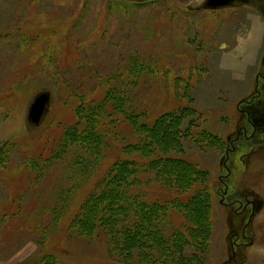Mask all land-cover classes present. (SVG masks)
Here are the masks:
<instances>
[{
  "label": "rangeland",
  "instance_id": "rangeland-1",
  "mask_svg": "<svg viewBox=\"0 0 264 264\" xmlns=\"http://www.w3.org/2000/svg\"><path fill=\"white\" fill-rule=\"evenodd\" d=\"M204 3L0 0V206L11 202L21 210L5 225L0 216V264H39L41 232L28 229L29 221L51 224L52 209L63 203L62 192L78 183L63 168L70 155L63 164L55 162L40 185L36 177L28 181V172L19 177V169L51 135L60 136L67 121H75L72 110L81 95L90 97L104 87L134 92L128 108L139 113L159 114L179 102L196 110L182 126L183 152L171 155L209 175L214 227L208 254L198 264H264V132L254 149L252 139L238 136L242 125L251 130L254 116L247 104L264 99L255 95L264 18L251 7L211 11ZM136 57L151 66L139 87L130 83L129 64ZM41 91H49L51 100L42 122L34 126L27 115ZM255 116L262 118L264 110ZM200 131L204 139L196 140L192 134ZM22 178L27 185L19 187ZM237 190L256 202L250 224L251 207L238 213L237 203L224 205ZM239 234L246 238L235 240L241 246L234 250L231 242ZM62 239L63 244L56 238L54 244L62 254L74 249L72 264H83L81 258L100 249L95 242L71 247Z\"/></svg>",
  "mask_w": 264,
  "mask_h": 264
},
{
  "label": "trees",
  "instance_id": "trees-1",
  "mask_svg": "<svg viewBox=\"0 0 264 264\" xmlns=\"http://www.w3.org/2000/svg\"><path fill=\"white\" fill-rule=\"evenodd\" d=\"M150 69L137 57L131 60L130 83L139 87ZM134 97L127 89L105 87L90 97L81 95L72 110L75 121H67L61 135H51L19 169V177L28 172V181L36 177L40 185L47 171L70 155L63 168L78 183L62 192L63 203L52 209L51 224L29 221L28 229L41 232L39 264H72L74 249L62 254L54 244L55 238L63 244L62 236L71 247L82 242L100 246L81 258L83 264H198L208 254L214 227L209 175L186 158L171 155L183 152L182 126L196 110L179 102L159 114L139 113L128 108ZM192 136L204 139L201 131ZM25 185L22 178L19 187ZM235 196V203L242 202L240 191ZM20 211L18 204H1V223ZM43 211H36L37 217Z\"/></svg>",
  "mask_w": 264,
  "mask_h": 264
},
{
  "label": "flooded vegetation",
  "instance_id": "flooded-vegetation-1",
  "mask_svg": "<svg viewBox=\"0 0 264 264\" xmlns=\"http://www.w3.org/2000/svg\"><path fill=\"white\" fill-rule=\"evenodd\" d=\"M243 7L244 8L251 7L257 13H259L260 16H263L264 18V0H205V3H204V9H210L211 11H216V10L222 11L225 9H243ZM255 90H256L255 95H261L262 96L261 98H264V53H263L262 60H261L260 70L257 73V86ZM254 99L255 98H252V102ZM248 103H250V101H248ZM256 106H257L256 111H258L259 109L264 110V99H262L259 104L252 105L251 107L249 104H247V108H250V111L251 113L253 112V116H254V118H251L249 120L250 121L249 124L251 125V130L248 131V128L242 125L239 128V133H238V136H245L247 138L252 139L253 144L250 146L252 149L255 148L256 146L255 144L259 143L260 145V141L262 140V135L264 132V116L262 118L261 117L256 118L255 116L256 111L254 110ZM231 193H234V191H232ZM236 201H239V200L236 199L235 195L230 196V198H228V202H226L225 205L233 204V203L235 205ZM241 201L242 202L237 203L238 213L242 212V210L244 211L248 209L249 207L252 208L251 216L249 219V224H250L252 217L255 215L256 202L251 201L248 195L244 196V198L241 199ZM246 227H248V225ZM241 236L244 239L246 238L245 236L239 234L237 235V237H235L234 241L232 240L231 246L234 248V250L236 246H241L240 241H235V240H240ZM234 250H233V254H235Z\"/></svg>",
  "mask_w": 264,
  "mask_h": 264
},
{
  "label": "water",
  "instance_id": "water-1",
  "mask_svg": "<svg viewBox=\"0 0 264 264\" xmlns=\"http://www.w3.org/2000/svg\"><path fill=\"white\" fill-rule=\"evenodd\" d=\"M51 100V93L49 91H41L35 97L33 102L30 105L28 111V121L31 125H39L47 110ZM234 255V256H233ZM232 255V260L235 259V254ZM231 259V258H230Z\"/></svg>",
  "mask_w": 264,
  "mask_h": 264
}]
</instances>
